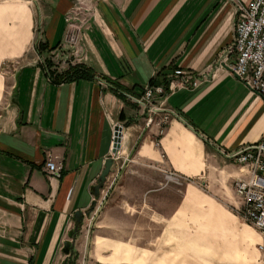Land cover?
<instances>
[{
    "label": "crops",
    "instance_id": "1",
    "mask_svg": "<svg viewBox=\"0 0 264 264\" xmlns=\"http://www.w3.org/2000/svg\"><path fill=\"white\" fill-rule=\"evenodd\" d=\"M237 1L252 0H0V264L78 263L86 227L92 258L122 259L184 232L192 210L241 219L244 172L229 155L264 140V98L218 64ZM77 65L93 78L55 82ZM182 79L198 84L170 93ZM149 85L166 89L151 124L135 102ZM167 111L178 117L160 135ZM109 158V195L90 222Z\"/></svg>",
    "mask_w": 264,
    "mask_h": 264
},
{
    "label": "built area",
    "instance_id": "2",
    "mask_svg": "<svg viewBox=\"0 0 264 264\" xmlns=\"http://www.w3.org/2000/svg\"><path fill=\"white\" fill-rule=\"evenodd\" d=\"M81 6L94 0H76ZM41 36L36 41L38 52ZM219 65L226 66L248 90L264 98V0H252L247 5L237 1V20L234 29V39L230 48L218 59ZM40 65L47 70L46 60L40 57ZM197 80L182 79L170 85V93L182 87H196ZM166 95L163 86L149 85L140 99L135 102L146 108L151 124L160 112L165 111L161 99ZM172 117H178L175 112H166L160 122V135ZM243 170L244 176L233 182L236 196L242 202L241 219L250 224L264 238V140L258 144L245 146L229 155ZM49 176L60 172L61 168L49 159L45 164ZM183 179L175 173L166 174V182L183 184ZM103 205V204H101ZM101 206L96 211H100ZM94 219V218H92ZM262 249V247H260Z\"/></svg>",
    "mask_w": 264,
    "mask_h": 264
},
{
    "label": "rangeland",
    "instance_id": "3",
    "mask_svg": "<svg viewBox=\"0 0 264 264\" xmlns=\"http://www.w3.org/2000/svg\"><path fill=\"white\" fill-rule=\"evenodd\" d=\"M114 181L111 179V184H115ZM108 192L109 184L105 183L103 192L97 196L89 214L90 222L97 218L95 214L100 206L98 213L101 212V204L107 199ZM206 211L192 210L190 225L185 226L184 232L175 227V233L170 235L167 243L155 246L144 244V251H136L132 244L133 248H128L127 252L135 250L140 255L139 258H92L95 248L92 243L93 229L86 227V231H90L88 239L83 242L81 258L78 263L74 261L71 264H99L98 261L102 264H264V238L257 230L242 221L235 210L230 211L232 216L214 209ZM150 250H154L155 257H151Z\"/></svg>",
    "mask_w": 264,
    "mask_h": 264
},
{
    "label": "trees",
    "instance_id": "4",
    "mask_svg": "<svg viewBox=\"0 0 264 264\" xmlns=\"http://www.w3.org/2000/svg\"><path fill=\"white\" fill-rule=\"evenodd\" d=\"M46 50H47L46 45H44L43 43H40L38 47V54L41 55ZM46 66L47 68L51 66V63H48V60H46ZM85 78H93L92 72L82 65H77V66L71 67L67 72L57 77L55 79V82L73 81V80H79V79H85ZM79 230L80 229H78V231Z\"/></svg>",
    "mask_w": 264,
    "mask_h": 264
},
{
    "label": "water",
    "instance_id": "5",
    "mask_svg": "<svg viewBox=\"0 0 264 264\" xmlns=\"http://www.w3.org/2000/svg\"><path fill=\"white\" fill-rule=\"evenodd\" d=\"M116 140H115V146H114V150H113V153L116 155L118 152H119V149H120V143H121V127H116ZM114 164V160L113 158H109L106 162V165H105V169L104 171L102 172L100 178H99V183H98V186L96 187V195L99 196V193H100V190L104 187L110 173H111V169H112V166ZM82 213L81 212H78L76 214V221L79 223V229L81 228L82 226Z\"/></svg>",
    "mask_w": 264,
    "mask_h": 264
}]
</instances>
